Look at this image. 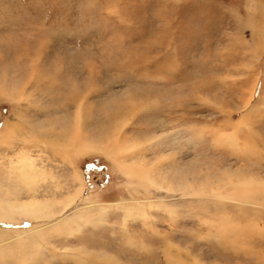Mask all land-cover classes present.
I'll return each mask as SVG.
<instances>
[{"label":"rangeland","instance_id":"1","mask_svg":"<svg viewBox=\"0 0 264 264\" xmlns=\"http://www.w3.org/2000/svg\"><path fill=\"white\" fill-rule=\"evenodd\" d=\"M0 264H264V0H0Z\"/></svg>","mask_w":264,"mask_h":264},{"label":"bare ground","instance_id":"2","mask_svg":"<svg viewBox=\"0 0 264 264\" xmlns=\"http://www.w3.org/2000/svg\"><path fill=\"white\" fill-rule=\"evenodd\" d=\"M36 159L33 158L29 151H26L25 149L21 150L17 160H12L11 161V167L13 169V171L16 174V177H18V172L21 171L22 175L24 177V179L28 182V184L30 186H32L33 183H35L37 181L38 176H43L46 174L45 170L42 169L41 167H38V165L35 163ZM35 185V184H34ZM14 194V193H13ZM18 196L16 194H14V198L13 201H9V200H4L6 202H8V204H10V219L14 220V213L16 212H21L23 211H28V212H32V211H39L41 212V209L36 208L35 209V202H31L27 205H20L19 203H17L18 201ZM115 206H119V202H115L113 203ZM106 205V204H105ZM1 211H3L5 208L1 207ZM103 213L106 214L108 212V209L103 207L102 208ZM16 216V215H15ZM16 219V217H15ZM12 223V222H11Z\"/></svg>","mask_w":264,"mask_h":264}]
</instances>
